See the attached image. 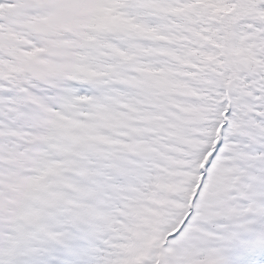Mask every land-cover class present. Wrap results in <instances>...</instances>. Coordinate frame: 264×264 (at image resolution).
Segmentation results:
<instances>
[{"label":"snow or ice","instance_id":"obj_1","mask_svg":"<svg viewBox=\"0 0 264 264\" xmlns=\"http://www.w3.org/2000/svg\"><path fill=\"white\" fill-rule=\"evenodd\" d=\"M0 264H264V0H0Z\"/></svg>","mask_w":264,"mask_h":264}]
</instances>
